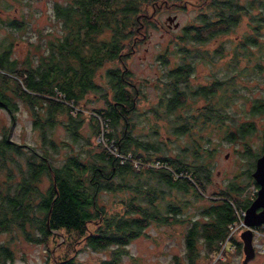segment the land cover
<instances>
[{"label": "rangeland", "instance_id": "1", "mask_svg": "<svg viewBox=\"0 0 264 264\" xmlns=\"http://www.w3.org/2000/svg\"><path fill=\"white\" fill-rule=\"evenodd\" d=\"M66 1L0 0V56L4 53L5 65L13 60V68L17 70L0 68L1 72L22 82L19 74L25 68L43 64L49 53L48 42L63 33L54 14V4ZM158 9L153 18L155 26L149 27L142 39L138 38L136 42L133 39L125 49L128 53L123 63L132 72V80L139 88L135 91L134 107L128 120L132 123V135L149 144H144L147 151L138 148L144 155L180 159L186 169H193V164L208 165L209 179L202 178L204 190L198 188L200 195H197L192 187L169 185L148 174L144 168L111 175L112 184L121 183L128 187L91 190L96 204L102 205L107 213L124 215L126 201L131 200L141 206L152 202L158 214L173 217L169 222L150 219L139 235L124 246L111 244L95 248L84 241L79 230L64 227L51 229L52 234L46 241L27 240L18 230L0 232V243H7L12 250V259L7 264H59L68 258H72V264H103L106 261L113 264H209L210 260L203 258L194 263L196 259L190 256L184 245L185 237L192 222L200 226L211 220L202 211L228 182L237 178L240 185H245L250 181L249 173L262 153L264 118L252 114L250 109L253 100L264 95V47L247 44L246 52L238 46L241 36L250 32L247 18L243 16L240 23L229 31L215 35L205 44L188 45L187 52H178L177 39L181 28L194 22L202 11L201 3L199 0H167L166 6L159 3ZM172 14L176 15L173 20L178 22L176 27L173 21L166 20ZM258 41L264 46V27ZM215 48L220 52L214 51ZM189 60L193 64L188 77L191 88L221 79L228 90L232 89V97L223 106L222 119H209L211 116L201 113L206 101L199 95L187 94L174 110H168L161 101L163 92H167L163 81L168 79V72L178 63ZM113 65L122 66V63L103 64L95 77L101 89H89L83 94L80 102L87 110L105 108L112 100L104 73L107 66ZM106 91L107 94H103ZM8 94L11 95V91ZM16 101L18 109L13 118L0 106V132L8 129L14 141L34 146L38 151L42 150L41 145H45L55 165H60L68 154H77L86 162L92 154L101 151L96 142V122L86 111L75 125L76 136L59 122L45 126L48 139L58 144L54 151L49 141L41 142L40 129L34 127L28 106L20 99L16 98ZM56 119L65 121L66 116L57 114ZM250 122H253L254 130L242 135L241 125ZM121 126L119 124L117 129ZM16 158L24 166L25 157ZM11 168L17 173L15 165ZM146 191L150 195H146ZM172 206L177 207V213L170 212ZM128 215L138 214L131 212ZM86 226V232L94 231L97 222L93 220ZM203 241L198 235L195 252H202Z\"/></svg>", "mask_w": 264, "mask_h": 264}, {"label": "trees", "instance_id": "2", "mask_svg": "<svg viewBox=\"0 0 264 264\" xmlns=\"http://www.w3.org/2000/svg\"><path fill=\"white\" fill-rule=\"evenodd\" d=\"M166 1L68 0L55 3L54 14L63 29L62 35L48 42L49 53L43 64L29 66L19 74L22 82L0 71V106L8 110L13 118L18 109L16 98L22 100L33 116L34 127L40 129L41 142L49 141L50 148L56 151L58 144L48 139L45 126L59 122L76 136L75 125L79 124L82 114L78 112L71 115L65 104L48 95L59 89L67 98L73 97L75 102L80 104L83 94L89 89H101L95 82L98 69L105 63L121 62L122 66L106 67L104 75L109 90L112 91V100L107 102V108L95 110L98 113L103 111L100 114L109 119V134L115 137L121 151H130L135 157L143 159L152 158L138 149L140 147L147 151L148 147L144 144H149L132 135V123L128 119L129 112L134 107L133 97L138 86L132 80V72L123 62L128 53L125 49L132 44L133 39L135 42L138 38L142 39L141 36L147 34L148 28L155 26L154 14L159 11V3L166 6ZM199 1L202 11L197 14L194 22L181 28L177 39L178 52H187L188 45L205 44L215 35L229 31L240 23L243 16L247 18L250 32L241 36L237 42L238 46L246 52L247 44L264 47L258 41L264 27V0ZM214 51L220 52V49L215 48ZM5 63L7 59L3 53L0 56V68L17 71L13 68V60L8 62L9 65ZM192 67V60H189L178 63L168 72V79L163 81L167 92H163L161 101L168 110H174L182 104L183 97L187 94L199 95L206 101L200 109L201 113L206 117L211 116L209 119H222L223 106L232 97V89L228 90L221 79L191 88L188 77ZM8 91H11V95ZM103 94L106 95L107 91ZM250 111L264 118V95L253 100ZM57 114L66 116V120H57ZM119 124L122 126L117 129ZM95 126L97 130V124ZM254 128L253 122L246 123L241 125L240 133L244 135ZM41 146L42 150L38 151L34 146L11 139L8 129L0 132V232L18 230L27 240L46 241L52 234L51 229L64 227L79 230L83 233L84 241L95 248L111 244L124 246L139 235L150 219L169 222L173 217L171 214H158L152 202L141 206L128 200L124 215L107 213L102 205H97L94 193L91 192L93 188L128 187L121 183L112 184L111 175L132 171L128 163L119 164L117 158L106 153L101 145V151L92 154L91 159L86 162L77 154H68L60 165H55L48 148ZM17 156L25 157L24 166L18 162ZM155 158L168 161L176 170L186 169L180 159L168 156ZM11 165L16 166L17 173L12 170ZM192 168L186 169L192 180L184 177L172 178L164 169H144L169 185L192 187L197 195H200L198 188L204 190L202 178L208 181L210 168L201 164H193ZM250 182L257 187V183L251 178L246 186L235 187L234 194L223 193L227 199L212 202L204 208L202 213L211 220L200 226L197 222H192L186 234L190 256L193 247L191 240L196 239L198 235L203 237L207 244L213 239L225 237L228 223L234 218L233 206L228 199L246 208L250 200L240 194ZM146 195H150L149 191H146ZM148 200L150 201V198ZM177 210V207L172 206L170 212L177 213ZM131 212L138 215H128ZM93 220L97 222L95 230L86 232L87 223ZM11 259L12 250L9 245L0 243V264H7ZM59 264H72V258ZM103 264L113 262L106 261Z\"/></svg>", "mask_w": 264, "mask_h": 264}, {"label": "built area", "instance_id": "3", "mask_svg": "<svg viewBox=\"0 0 264 264\" xmlns=\"http://www.w3.org/2000/svg\"><path fill=\"white\" fill-rule=\"evenodd\" d=\"M48 97L56 99L65 104L71 115L86 111L97 124L96 142L104 148L106 153L117 158L119 164L128 163L134 170H140L143 168L164 169L170 174L172 178L184 177L192 180L190 173L186 169L176 170L168 161L164 159H143L140 157H135L130 151H121L116 144L115 137L109 134L111 130L109 119L105 116H102L96 110H87V108H85L83 105L76 103L73 97L67 98L65 93L59 89H55L54 93L48 95ZM256 194L257 187L253 184H250L241 192L240 196L251 201L253 198H255ZM228 201L233 206L234 218L228 223V230L224 239L233 236L237 230L249 228L251 230L250 242L257 250H260L264 245V221L258 225L247 226L244 222L245 208L234 204L231 199H228Z\"/></svg>", "mask_w": 264, "mask_h": 264}, {"label": "flooded vegetation", "instance_id": "4", "mask_svg": "<svg viewBox=\"0 0 264 264\" xmlns=\"http://www.w3.org/2000/svg\"><path fill=\"white\" fill-rule=\"evenodd\" d=\"M80 105H83V103L80 102ZM92 109L95 110L96 108H92ZM101 109H104V108H101ZM254 167H255V164H254ZM252 171L249 174H250V177L253 179L251 175ZM250 184H253L254 186H256L252 182H250L248 185ZM239 186H242V185H240V183L238 182V179L235 178L233 181L228 182L226 184L225 189H221L215 195H213L212 201L218 202V201L227 199V196H225V194L223 193L234 194L235 192L234 188L239 187ZM257 188H258V184H257ZM241 231L242 230H237L233 236L227 239H224L225 237L219 240L213 239L210 244H207V241H205V239L203 238L204 245H203V248H201L202 252H197V251L195 252L196 239H192L191 240L193 243L192 255L194 256V259H196L194 263H197L198 259L203 258L204 260H207V261L210 260L209 264H264V245L260 250H257L255 246H253L250 242L252 251L246 253L244 250L243 241L240 237ZM187 244H188V238L185 237L184 245L186 246L188 250Z\"/></svg>", "mask_w": 264, "mask_h": 264}, {"label": "water", "instance_id": "5", "mask_svg": "<svg viewBox=\"0 0 264 264\" xmlns=\"http://www.w3.org/2000/svg\"><path fill=\"white\" fill-rule=\"evenodd\" d=\"M176 15H168L166 20L172 22ZM178 25L177 21H173V26ZM253 179L258 184L257 194L245 208L244 222L247 226L258 225L264 221V152L261 153L255 160V167L251 173ZM240 237L243 241L245 252H251L250 245L251 230L245 228L241 231Z\"/></svg>", "mask_w": 264, "mask_h": 264}]
</instances>
